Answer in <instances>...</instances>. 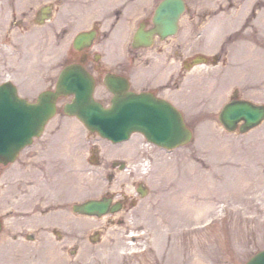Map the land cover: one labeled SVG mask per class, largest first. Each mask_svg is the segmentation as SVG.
<instances>
[{
    "label": "rangeland",
    "instance_id": "rangeland-1",
    "mask_svg": "<svg viewBox=\"0 0 264 264\" xmlns=\"http://www.w3.org/2000/svg\"><path fill=\"white\" fill-rule=\"evenodd\" d=\"M117 2L0 0V38L8 42L1 41L0 47L9 52L17 47L7 56L16 64L20 58L24 75L35 69L36 76L50 71L56 61L60 69L75 34L100 19V35L92 51L110 44L114 57L126 59L132 53L129 39L136 23L157 0H136L132 23L118 28L110 26L118 25V19L101 13L103 9L110 12ZM186 2L178 33L167 39L170 47L173 42L183 44L181 73L170 80L175 81L170 92H177L185 103L175 93L163 95L181 105L193 130L192 141L170 150L134 133L129 140L114 144L90 132L79 118L65 114L61 100L59 112L43 136L27 146L14 163L1 167L5 172L0 186H9L13 180L15 189L11 191L18 199L23 186L16 180L26 176L22 184L32 188L27 195L42 196L38 200L43 212L23 222V205L18 200L13 201V210L10 206V212L3 211L6 219L0 236V264H246L264 249V121L240 132L227 130L219 120L221 108L234 97L264 104V0ZM45 4L53 5V18L39 24L35 19ZM143 53L146 55L147 49ZM197 54L213 60L190 70L193 63L188 60L184 65V59ZM144 55L139 56L140 62H144ZM240 58L246 68L242 74L233 63ZM142 65L140 72L145 69ZM181 82L184 86L179 88ZM42 85L46 86L45 81ZM160 88L162 91L165 86ZM96 94L110 100V93L102 92L101 87ZM52 139L57 140L49 149ZM96 151L97 156L92 154ZM27 153L37 155L29 157ZM123 164L127 167L122 170ZM27 169L32 171L24 175ZM35 170L41 178L31 183ZM45 170L58 175L51 176L52 185L43 184ZM62 170L67 176H62ZM196 171L209 184L205 189L211 197L196 207H177L182 202L177 198L173 205L169 194L178 190L183 195L179 189L192 183ZM86 179L88 191L82 193L80 185H87ZM63 180L69 188L66 185L60 190ZM76 181L79 187L74 191ZM142 185L147 189L145 195L138 189ZM109 193L117 199L126 198L123 210L102 217L72 211V203L80 196L100 198ZM49 202L53 203L51 209L47 208ZM27 226L40 229L33 231ZM169 228L176 233L167 235ZM77 230H83L84 235L79 236ZM96 230L101 234L95 240L91 234ZM28 231L33 232L31 237Z\"/></svg>",
    "mask_w": 264,
    "mask_h": 264
},
{
    "label": "water",
    "instance_id": "water-1",
    "mask_svg": "<svg viewBox=\"0 0 264 264\" xmlns=\"http://www.w3.org/2000/svg\"><path fill=\"white\" fill-rule=\"evenodd\" d=\"M184 9L183 0H163L154 18L157 32L162 36L175 33ZM91 36L78 35L75 45L80 47L85 38L90 39ZM152 37L153 32L138 33L137 42L148 45ZM94 85L92 77L81 66H69L62 72L56 92L42 93L37 104L27 103L28 107L21 109L25 115L23 121L19 120V112L0 88V160L5 163L14 160L18 151L31 141L33 134L42 133L45 124L56 112V101L61 94L74 95L72 102L65 106L68 114L76 115L91 131L115 142L128 138L134 131H140L150 141L168 148L184 145L192 139L193 132L186 126L182 112L169 101L152 94L128 92L126 82L111 79L109 85L115 97L112 106L105 108L93 96ZM34 115L37 118L32 124L30 120ZM219 119L229 131H235L239 126L240 132H247L264 120V105L233 100L223 107ZM241 121L243 123L239 125ZM142 193L145 194L143 190ZM110 204V198L89 200L76 205L75 209L90 215H102L120 208V204L113 207ZM247 264H264V250Z\"/></svg>",
    "mask_w": 264,
    "mask_h": 264
},
{
    "label": "flooded vegetation",
    "instance_id": "flooded-vegetation-1",
    "mask_svg": "<svg viewBox=\"0 0 264 264\" xmlns=\"http://www.w3.org/2000/svg\"><path fill=\"white\" fill-rule=\"evenodd\" d=\"M159 1L160 0H157V2L154 3L150 11L148 10L149 12L144 13V15L142 16L144 18L143 20H140V22L138 21L136 23L135 29L132 31L131 37L129 39L130 50L132 53L130 52L131 54L126 59L125 57L124 58L119 57L120 59L114 57L113 52L112 53L109 52V47L111 46L110 44L106 47V49H104L103 47L100 49H97L96 52L99 53L97 55L96 52L92 51V48L94 46L93 45L81 51L70 52L68 58H66L68 61L66 62V64L78 63V62L84 63L85 67L87 68V70L93 76L95 80L96 92L99 91L101 87L102 92L110 93L108 86H107V81L109 82V77L123 78L126 81H128L130 89H133L135 88V85H137L136 80L139 74V65H140L139 63L149 65L153 60H156L163 56H167V58H171L172 56H174L176 59H180V53H181L180 49L183 47V44L181 42H177V44L173 42L171 44V46L173 45V47H170L168 46L170 45L169 41L167 40L168 38L162 39L160 36H157L155 43L152 46L153 48H156V49L150 50V51L147 49L146 55H144L143 53V51L146 50L145 48L132 47L133 34L135 33L137 29L142 28L145 31H150L155 27L153 16H154L156 5L158 4ZM135 2L136 0H118L117 2L118 5L115 8L111 9L110 12L109 11L105 12L103 9L101 13H103V15L108 14V16L112 17L113 19L115 18L118 19L119 24L117 25L116 23H111L110 26L112 27L118 28V27H121L122 24H124L125 26L130 25L134 18L132 16L136 15L137 13ZM122 17L123 19L121 20ZM99 26H100L99 21L96 20L90 28L92 30L93 29L97 30L98 37L100 35ZM169 47L172 49V52L170 53H168L170 51ZM14 48L16 47L12 48L13 51H14ZM164 51L166 53H163ZM11 52L4 51L3 48L0 47V85L4 82H7V85L10 87V89L12 88L11 90H13L15 95H18L19 97H22L25 100L28 99L29 101L35 102L37 100L39 92L41 91L40 81L38 80V81L31 82L29 79L27 82L24 77L23 66L18 64L20 63V58L16 60V62H18L16 64L13 59L7 56V54ZM102 54L106 55L105 59L100 58ZM143 55H144V58L142 57L141 59H144V62H140L139 56H143ZM51 81H52V84L49 88H52L54 85L53 80ZM141 90L150 91L156 95L161 96L160 86H152L148 82L146 85H144V87ZM62 99L63 98H61L60 100ZM106 99L107 98L104 96L100 97L101 101H105ZM40 151H42V149H40ZM22 153L23 152H20L19 156ZM34 155H37V154L32 155V154L27 153L26 156L32 157ZM4 166L6 165L0 163V176H3L5 172L3 169H1V167H4ZM41 169H44V168H41ZM45 171H46V175L44 176V178L45 179L50 178L47 170ZM35 177H39V175H36ZM16 181H18V184L21 185L22 187L23 186L22 182L25 181V178L24 177L18 178ZM13 182L14 181L12 180V184L9 186L8 184L6 186L5 185L0 186V219L3 222L6 219L3 211L7 210L6 208L10 204V201L8 199V194L13 193L11 189H15V185L13 184ZM21 187H19L18 189H20ZM123 205L124 206L126 205V198L123 199ZM29 206L31 207V210L27 212L24 218H31V215L32 216L33 214L35 215L38 211L40 213L43 212V209H41L40 207V202H37L34 200L33 202H29ZM47 208L51 209V207H47ZM28 227L30 226H27V228ZM30 228L33 231H36V229H40L39 226H36L34 228L30 227ZM53 230L56 231L55 229ZM77 232H79L78 233L79 236L82 234L84 235L83 230L81 231L77 230ZM32 233L33 232H30V231L26 232L28 237H31Z\"/></svg>",
    "mask_w": 264,
    "mask_h": 264
},
{
    "label": "bare ground",
    "instance_id": "bare-ground-1",
    "mask_svg": "<svg viewBox=\"0 0 264 264\" xmlns=\"http://www.w3.org/2000/svg\"><path fill=\"white\" fill-rule=\"evenodd\" d=\"M253 57L256 58L255 56H253ZM241 59L242 58H240V60L235 59V61H233V63H235L236 66L240 67V68H238L239 74H242L243 71L246 70V68L243 67ZM249 69L251 70L252 68H249ZM257 70L258 69L256 68L255 69L256 74L258 73ZM227 73H228V70H227ZM232 74H233V70H232ZM226 84H227V82L225 83V85ZM219 88H221V87H219ZM192 171H194V170H192ZM198 175H199V172L197 173V171H196L194 173L193 179L191 180L192 183L186 184L185 187L179 189V190L182 191V193L185 192L183 195H180V193H178V190H176V191H174V192L169 194L170 200H172L171 203L173 205L175 204V202H178L179 200H181L182 202H180L177 207L182 206V205L188 206V208L192 207V206L196 207V204L197 205L200 204L201 200H204L206 198H210L211 197L210 190L208 191L207 189H205L206 187H209L208 186L209 184L206 185L207 184L206 179L205 178H200V177H198ZM200 182H205V183L201 184ZM176 198L179 199V200L176 201ZM172 229L173 228H169L168 229V234L167 235L172 236L173 234L176 233V232H172Z\"/></svg>",
    "mask_w": 264,
    "mask_h": 264
}]
</instances>
